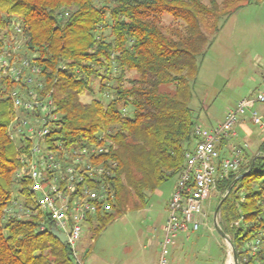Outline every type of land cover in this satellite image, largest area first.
<instances>
[{
  "label": "trees",
  "instance_id": "trees-1",
  "mask_svg": "<svg viewBox=\"0 0 264 264\" xmlns=\"http://www.w3.org/2000/svg\"><path fill=\"white\" fill-rule=\"evenodd\" d=\"M261 1L0 0V57L8 60L0 74V264H79L47 216H19L14 190L31 201L29 181L16 177L29 143L11 139V92L51 101L57 120L50 137L66 146L105 142L98 158L115 164L107 178L113 209L99 217V234L180 177L196 142L190 104L201 64L223 22ZM164 15L180 27L164 25ZM23 62L37 68L32 82L10 75ZM86 94L90 102L82 100ZM217 189L219 224L240 259L248 241L264 239V142Z\"/></svg>",
  "mask_w": 264,
  "mask_h": 264
},
{
  "label": "built area",
  "instance_id": "built-area-1",
  "mask_svg": "<svg viewBox=\"0 0 264 264\" xmlns=\"http://www.w3.org/2000/svg\"><path fill=\"white\" fill-rule=\"evenodd\" d=\"M6 66L8 60L1 56L0 74ZM24 69L30 72L24 75ZM10 71L16 81L23 78L32 82L37 68L23 62L21 68H12ZM11 97L15 107L10 125L11 139L19 145L23 140L29 143L27 152L19 156L20 167L16 177L29 181L31 201L25 199L19 203L17 199L14 202L21 210L19 216H47L54 223V228L68 237L67 244L72 248L78 263L85 264L79 257L77 244L85 228H97L99 217L113 209V194L107 178L111 176L115 164L98 158L107 152L105 142L96 144L84 141L66 146L63 140L50 137L51 128L57 120L51 101L46 103L37 98L33 91L20 93L18 89L11 92ZM255 101L264 107V86ZM249 103V100L241 101L236 110L227 114L224 123L212 129L199 125L195 127V145L185 155L184 170L171 194L157 264H168L167 248L179 235L197 233L202 226H208L206 205L213 193L219 194L218 180L235 170L241 164L243 155L249 151L248 143L239 146L230 143L239 136L237 125L246 116ZM251 120L264 132V111L262 114L253 112ZM226 142L229 143L230 153L223 156L221 146ZM217 221L219 224V214ZM239 223L237 221L234 225L238 226ZM228 245V264H264L262 235L245 244L246 254L240 259L237 253L234 256L235 247L230 243Z\"/></svg>",
  "mask_w": 264,
  "mask_h": 264
},
{
  "label": "rangeland",
  "instance_id": "rangeland-1",
  "mask_svg": "<svg viewBox=\"0 0 264 264\" xmlns=\"http://www.w3.org/2000/svg\"><path fill=\"white\" fill-rule=\"evenodd\" d=\"M211 1L213 0H203L207 5ZM215 1L223 4L225 0ZM162 22L167 26L180 27V23L169 15H164ZM16 52L19 53L20 49ZM263 86L264 0L235 11L223 22L215 42L208 49L194 84L190 104L197 124L212 129L224 123L227 114L236 110L241 101L249 100L246 117L250 121L249 127L253 135L240 133L230 143L236 146L248 143L249 152L257 153L264 142V133L261 135L251 117L255 111L260 114L264 111V107L255 101ZM82 100L90 102L92 96L86 94ZM176 181L172 179L159 186L151 194L145 209L128 210L99 234L94 233L93 229L85 228L77 244L80 259L85 264H157L164 226L168 219V206ZM14 198L19 203L25 201L18 189L14 190ZM218 198L219 195L213 193L206 205L208 226H202L197 233L179 235L168 246V264L230 262L229 245L213 225Z\"/></svg>",
  "mask_w": 264,
  "mask_h": 264
},
{
  "label": "water",
  "instance_id": "water-1",
  "mask_svg": "<svg viewBox=\"0 0 264 264\" xmlns=\"http://www.w3.org/2000/svg\"><path fill=\"white\" fill-rule=\"evenodd\" d=\"M254 163H252L250 169L248 170L251 171L254 167ZM244 174L240 175L237 179H239L240 177L244 176ZM221 206V203L219 204L218 208L215 210V213H214V226H215V229L216 231L225 239L228 241V243H230L232 246V242L230 240V238L228 237V235L222 230V228L219 226L218 224V221H217V216H218V213H219V207ZM53 236L58 239L62 244H67L68 243V237L64 234V233H61L59 232L56 228H52L51 230ZM234 256L236 257V252L234 250Z\"/></svg>",
  "mask_w": 264,
  "mask_h": 264
},
{
  "label": "crops",
  "instance_id": "crops-1",
  "mask_svg": "<svg viewBox=\"0 0 264 264\" xmlns=\"http://www.w3.org/2000/svg\"><path fill=\"white\" fill-rule=\"evenodd\" d=\"M249 123H250V121H249V119L245 116V117H243L241 120H240V122L238 123V125H237V130L239 131V136H240V133L241 134H244V135H246V136H251V135H253V131H251V129H250V127H249ZM259 132L261 133V135H262V133H264L263 131H260L259 130ZM238 136V137H239ZM237 137V138H238ZM222 155L223 156H228L229 155V153H230V149H229V143L228 142H226V143H224L222 146ZM249 152V151H248ZM174 190V189H173ZM217 196L219 195L218 193H215ZM166 224V223H165ZM159 260V259H158ZM157 263H158V261H157Z\"/></svg>",
  "mask_w": 264,
  "mask_h": 264
}]
</instances>
